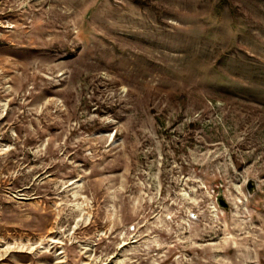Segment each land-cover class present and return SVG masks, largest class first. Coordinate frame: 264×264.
Wrapping results in <instances>:
<instances>
[{
  "label": "rangeland",
  "instance_id": "1",
  "mask_svg": "<svg viewBox=\"0 0 264 264\" xmlns=\"http://www.w3.org/2000/svg\"><path fill=\"white\" fill-rule=\"evenodd\" d=\"M0 264H264V0H0Z\"/></svg>",
  "mask_w": 264,
  "mask_h": 264
}]
</instances>
